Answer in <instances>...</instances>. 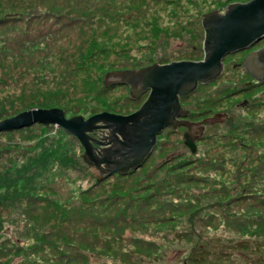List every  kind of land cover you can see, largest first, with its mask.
<instances>
[{"label":"rangeland","instance_id":"obj_1","mask_svg":"<svg viewBox=\"0 0 264 264\" xmlns=\"http://www.w3.org/2000/svg\"><path fill=\"white\" fill-rule=\"evenodd\" d=\"M27 1L0 0V118L24 110L28 105L67 108L69 112L66 116L81 114L83 117L100 111L117 114L134 111L145 99V94L131 99L126 85L109 84L104 87L106 72L139 68L153 62L200 59L203 37L200 16L213 9L222 10L230 2L246 0H161L145 8L130 0H115L116 12L107 10L106 5L93 4L94 0H79L84 3H67L66 7H62L64 3L56 2L53 5L56 11L81 15L84 19L74 18L73 24L63 27L57 34L50 32L48 27L61 28L60 23L57 22L60 26L50 24L43 17L27 25L35 16L27 17L30 6L39 8L44 5L39 2L32 5ZM141 1L150 3V0ZM130 9L133 12L131 19L123 20L121 13L126 14ZM114 13L120 19L111 18ZM64 20L68 17L65 16ZM24 39L32 40L25 41L20 47L23 52L19 53L15 46L19 47ZM263 43L264 38L249 48L225 55L218 78L199 85L193 93L181 98L182 107L190 112L189 120L216 117L209 122L213 124L211 128L208 123H203L205 130L197 138H192L193 131L189 133L182 125L176 126L175 130L163 129L147 159L131 173L119 177L108 173L98 181L99 184H95V170L87 168L81 158L82 149L74 137L63 138L71 141L66 150L62 146L53 153H45L52 146H57V137L62 136L59 128L52 125H32L1 132L0 150L11 147L23 151V154H0L1 165H5L7 170L9 167L18 168L20 171L11 175L10 180L26 190L21 178L31 175V172H22L28 166L25 155L34 153L38 158H44L39 154L42 152L46 156L43 164L50 158L48 166H51L52 172L41 171L45 181L39 177L33 180H38L36 187L38 183L48 181L38 192L43 196H56L67 204L66 213L69 214L66 217H71L80 234L77 237L71 232L74 234L72 247H83L89 255L88 263L264 264V231L258 229L260 226L245 229L237 220L230 219V215L227 219L216 215L217 220L214 221L202 219L209 204L217 200L211 190L226 183L233 185L238 180L236 172L248 171L256 183L264 182V161L261 164L254 161L257 158L255 148L264 147V132L258 129L259 124L264 125V79L256 82L242 64L244 55ZM194 47L198 51L194 52ZM52 58L54 61L50 65L41 67L43 60L49 62ZM45 69H52L53 72L46 76ZM103 88L106 89L96 92V89ZM95 132L91 137L98 141L106 134L103 130ZM93 146L100 148L103 145L97 143ZM257 166L262 170L256 169ZM243 177L247 181L246 173ZM7 189L12 193L11 189ZM3 191L1 185L0 195ZM107 194V200H98V196L107 197ZM234 194L238 192L234 191ZM113 196L116 197L113 199L115 204L111 201ZM247 202L236 199L230 207L234 211L243 208ZM39 204L36 211L26 208L23 201L9 206L1 204L0 220L10 223L14 218H24L31 221L37 214L50 213L44 203ZM257 204L263 213L264 204ZM91 205L101 207L105 212L101 210L99 214L88 216L70 213L71 210L78 213L81 207L89 209ZM124 207L136 209L135 212L139 213H121ZM20 208L27 209L24 215L21 211L17 213ZM10 213L14 214L11 218L5 216ZM237 214L235 218L240 220L242 214ZM124 215L130 218L122 221ZM88 217L96 218V226L88 223ZM256 220L264 221V215ZM49 221L52 223L53 218L48 219V224ZM47 223L42 219L36 220L35 225H44V233L47 232ZM108 225L114 226V229ZM187 225L196 232L188 233ZM83 227L84 230H80ZM5 229H0V237L5 236ZM180 230L184 232H178ZM59 233L62 232L53 231L49 239ZM63 233L66 234V230ZM106 233L118 236L117 241L122 238L120 244L110 239L102 241L95 238L101 235L110 238L105 236ZM129 233L133 238L129 239ZM31 235L28 230L18 229L12 234L9 232L6 237L26 239ZM134 238H139V241H133ZM134 245L140 250L139 255L128 258L123 255L122 260L119 256L120 263L104 256L99 259L91 256L96 252L119 254L126 247H134L135 251ZM206 254L210 255L207 261ZM142 255L146 257L142 258Z\"/></svg>","mask_w":264,"mask_h":264},{"label":"water","instance_id":"obj_2","mask_svg":"<svg viewBox=\"0 0 264 264\" xmlns=\"http://www.w3.org/2000/svg\"><path fill=\"white\" fill-rule=\"evenodd\" d=\"M202 57L164 63L153 62L139 68L111 70L104 74V84L127 86L131 99L141 93L145 99L127 114L100 111L87 117L66 116L59 107H32L0 119V131L32 124L52 125L73 136L82 148L83 160L101 178L108 173H125L139 166L155 145L156 136L165 128L184 126L192 138L200 137L203 123L186 119L189 110L181 98L213 81L222 73V58L253 46L264 38V0L234 1L222 10L213 9L200 16ZM247 73L256 81L264 79V43L242 58ZM97 130L106 132L100 141L91 137ZM186 130V131H187ZM95 132V133H94ZM105 139V141H101ZM101 144L100 148L93 145Z\"/></svg>","mask_w":264,"mask_h":264},{"label":"trees","instance_id":"obj_3","mask_svg":"<svg viewBox=\"0 0 264 264\" xmlns=\"http://www.w3.org/2000/svg\"><path fill=\"white\" fill-rule=\"evenodd\" d=\"M130 1L136 2L137 6H143V8H145L146 5H151L153 2L159 3L161 0H150V3H144L141 0H130ZM36 2H39L42 5L44 4L43 6H45L46 8H44L43 6H41L39 8L30 6L31 8L28 10L29 14L27 15V17H30L31 15H34V14H35V16L31 17V19L27 22V25L33 21H40L41 19H39V18L43 17L44 21H46L50 24H54V25H58V26L61 25V28L50 27V26L48 27L50 32L57 34L58 31H60V29L63 30V27H66L70 24H73V22L75 21L74 18L77 17V18L83 19L81 17V15H73L72 16V15H68V14H63L65 12H60L61 10L56 11L53 7V5L56 2H62V3H64V5L62 7H66L67 3H71V4L84 3L82 1H79V0H28L27 1L28 4H32V5L36 4ZM115 2H116L115 0H94L93 4L106 5L107 10H112L113 12H116V11H114L116 8ZM66 10H67V8H66ZM123 11H125V10H123ZM123 11H120V12H123ZM102 14H104V13H102ZM121 14L123 15L122 19L127 20V19H131L130 15H132L133 12H132V9H130L129 11L127 10L126 14H123V13H121ZM65 16L68 17V20H64ZM110 17L115 19V20L120 19L119 15H117L116 13H114ZM6 19H5V21H6ZM1 20L2 19H0V21ZM14 20H17V19L15 18ZM57 22H59L60 25ZM74 24H78V23H74ZM154 29H157V27H154ZM159 30L160 29H158L157 31H159ZM30 40H32V39H24L20 42L19 47L15 46V48L18 50L19 53L23 52V51H21L23 49L20 47L24 44V42L30 41ZM45 43H47V42H45ZM38 49H40V47H38ZM193 50H194V52L198 51V50H196L195 47L193 48ZM50 55H51V53H50ZM3 56H5V54ZM53 61H54V58L50 59L49 62L43 60L41 67H44L46 65L48 66ZM162 61H166V60H162ZM43 72L45 75L47 74L46 76H49L50 72H53V70L52 69H45V71H43ZM47 78H49V77H47ZM103 86L108 87V85H106V86L103 85ZM105 89L106 88H103L102 90L96 89V92H101V91H104ZM54 103H56V102H54ZM32 107H35V106L34 105H28V106H25L24 108L27 109V108H32ZM52 107H56V106H52ZM46 108H48V107H46ZM62 110L64 111L65 115H67L66 112H69L68 111L69 109H67V108L62 109ZM261 124H259L258 129L259 130L263 129V132H264V125H261ZM32 125H41V124H32ZM32 125H30V126H32ZM212 125L213 124L208 123L207 126L209 128H211ZM30 126H27V127H30ZM27 127H22V128H18V129H12V130H6V131H15V130H19V129H23V128H27ZM57 128H59V127H57ZM165 128H170V127H165ZM170 129H172V128H170ZM172 130H175V129L173 128ZM204 130H205V128H204ZM6 131H0V133L6 132ZM59 131L62 132V136L57 137V141H58L57 146H52L53 148L51 147V149H47V151H45V153H47V154L53 153L55 150L58 149V147L64 146L65 150L67 149V147H69V144L71 141L69 139H63V138H72L73 139V136L66 134L61 128H59ZM61 137H62V139H61ZM155 145H154V147H155ZM78 146H80V145H78ZM154 147L152 148V150L154 149ZM192 149H194V148L192 147ZM255 149H257L255 151V154L257 153L256 154L257 158L254 161L259 162L261 164L262 160L264 161V147L262 146L260 148L258 147ZM3 150H5V151H3ZM10 152H13L14 154H18L19 152H21L23 154V151H21L19 148L11 149V147H9V148H2L0 150V154H9ZM39 154L40 155L42 154L44 156V158H38L37 155L34 153H28L27 155H25V159L28 163V166L26 168H24L23 170L22 169L21 170H22V172L23 171L24 172H26V171L31 172V175H23L21 178L22 182H24L26 190H22L20 188V185L17 186V183L13 182V179L10 180L11 175L18 173L20 170L18 168H12V167H9L10 169L7 170V167L5 165L4 166L1 165L3 163L0 162V186L3 185V187H4V191H3L2 195H0V205L2 204V205L9 206V205H13V204H18L21 201H23L26 208L31 209V210L32 209L35 210L36 206L40 205L39 203H42V204L44 203L49 208V210H47V211L50 212V213H45V214H37L33 217V220H31V221H28L24 218L22 220L14 218L11 220L12 222H10V223H8L5 219L0 220V229L1 230L3 229V231H4V229L7 227L5 229L6 230L5 236L0 237V264H8V263H11V264L12 263H14V264H22V263L23 264H25V263H29V264H69V263L70 264H96V263H88L87 262V260H89V255L87 254V252L85 251V249L83 247H81L79 245L77 246V248L72 247L73 243L71 242V238H72V235H74V234H72L71 232H74L77 235V237L80 236V234L78 233L79 231L76 230L79 228H77V226H75V223L70 220L71 217L70 218H69V216L66 217V215L69 214V213H66L68 210L67 204L64 203L63 201H59L56 196L53 197V196L48 195V194H44V196H43V195H41L40 192H38V190H41L43 187H45L47 185L48 181H46L43 184L38 183V186L36 187V183L38 182V180H33V178L39 177V178H41L42 181H45V179H46L45 176L43 178L41 177V174H40L41 171L47 170L48 172H52L51 166H48L50 164V158L46 161V163L43 164V162L46 160V156L42 152H40ZM0 158H1V156H0ZM78 158L81 161L82 157L80 158V156H79ZM146 159H147V156L142 161V163ZM251 160H253V159H251ZM1 168H3V171ZM87 168L90 169L89 165L87 166ZM258 168H259V170H262L260 168V166L256 167V169H258ZM134 169H136V167ZM134 169H129L127 172L122 173V174L113 172L112 175L115 177H119L120 175H126L128 173H131V171H134ZM245 173H246V175H248V178H247L248 182L244 181L241 178V177H243V175ZM245 173L244 172H242V173L236 172L238 180H236L233 185L229 186L226 183V184L220 186L219 188H213L211 190L217 196V200L214 202H211L209 204L207 210L205 211V217H203L202 219L206 218L205 220H213L214 221V220H217V218L214 217L216 215H218V217L220 219H227V215H230L231 216L230 219L237 220L239 225L243 226L245 229H251L252 227H255V226L259 227L260 226L258 229H262V231H264V221L263 220H260V221L256 220V218L262 217V215H264L263 214L264 212L262 213L261 210H259L260 207L255 205L256 203H258L257 205L264 204V182H261L262 184L260 182L256 183L254 178L251 177L252 174L250 172L246 171ZM90 174H91V172H90ZM93 175H94L95 184H97L98 181L100 182L102 179H104L103 177L97 178L95 174H93ZM186 175L187 176H196L193 174H186ZM29 177H30V180H28ZM1 179L3 181H6V183L4 184ZM244 179L246 180V178H244ZM51 182H53V181H51ZM7 188L11 189L12 193H10ZM261 188H262V190H261ZM234 191H237L238 194L235 195ZM7 193H9V195ZM98 197L100 198V199H98V200H100V202H104L105 200H107V198H109V194H107V197L102 196V195L98 196ZM102 197H106V198H102ZM111 198H112V200H111L112 203L115 204V201L113 199L116 197L113 196ZM236 199H238L239 201L245 199L248 202L245 204V206L243 208H239L237 210L232 211L233 209H232V207H230V205ZM117 206H119V205H117ZM107 208H108V210L110 209L109 206H107ZM24 210H27V209L20 208V210H18L17 213H19L21 211L22 214L24 215ZM101 210H102L101 207L98 208L96 206L91 205V207H89V209H85V208L81 207L78 213L75 212L76 210H71L70 213L74 214L75 216L82 215V214H85V216H88V215L99 214ZM135 210L136 209H133L130 207H124L123 210L122 211L120 210V211H121V213L128 214V215L131 212L134 214H138L139 212L137 213V212H135ZM139 210H141V209L139 208ZM1 212L2 211L0 210V213ZM103 212H105V211L102 210V213ZM237 213L242 214V217L240 218V220L235 218V216H238ZM11 215H14V214L10 213V215L6 214L5 216H9L11 218ZM201 215H203V212H201ZM50 218L51 219L53 218V221H52V223H51V221H49L50 223L48 224L47 221ZM72 218H74L75 222H78L77 219H75V217H72ZM128 218H130V217L124 215L122 218V221H126V220H128ZM42 219L45 220V222L48 225L47 230H46L47 232H44V233H43V231H45V229H46V227H43L44 225H41L39 227H37L35 225L36 220H42ZM81 221H82V219H81ZM95 221H96V218L91 219L88 217V223L91 226H96L97 223H95ZM255 221H257V222H255ZM71 223H73V224H71ZM104 224H111V223H104ZM67 225H68V227H67ZM108 226H110L111 229H114V226H112V225H108ZM84 227L80 230H84ZM186 227L188 228V230H187L188 233H192V232L195 233L196 232L194 229H192L191 226L189 227V225H187ZM42 228H44L43 231H42ZM18 229H25V230H28L30 233L32 232V235H31L32 237L29 236L26 239H23V238L17 239L15 237H6L9 232L12 234V232L14 230L16 231ZM51 230L56 231V232H62V233H59L52 240H50L49 236H50V234L53 233V231H51ZM65 230H66V234L63 233V231H65ZM182 231L184 232V230H180L178 232H182ZM67 232H69L71 234H67ZM84 233H85V231H84ZM106 234L107 235H105V236H110V238L102 237V235L99 237L96 236L95 238L97 240H102V241H106V240L109 241V239H110L112 242H115L118 245L120 244L122 238H119V241H117L118 236H115L114 234H111V233H106ZM16 236H18V235H16ZM19 236H22V235H19ZM128 237H129V239L133 238V236H130V233L128 234ZM126 239H128V238H126ZM73 240H74V238H73ZM133 241H139V238H134ZM79 243H81V242H79ZM131 248L132 249H130L129 247H126L123 249V251L121 250L119 254L114 252L113 254L105 255L104 253L101 254L99 252H96V254L92 253L91 256L94 259H99L102 256H104L105 259H107V257H108L112 261L114 259L116 261L115 263H120L118 260L119 256H120V259L122 260L123 255L126 256V258H128L129 256L134 257L136 255H139L138 253H140V250L138 248H136V246H135V251H134V247H131ZM145 254L149 255L147 253H145ZM208 256H210V255H208V254L204 255V257L206 258L205 261L209 260ZM144 257H146V256L142 255V258H144ZM229 264H233V263H229Z\"/></svg>","mask_w":264,"mask_h":264},{"label":"bare ground","instance_id":"obj_4","mask_svg":"<svg viewBox=\"0 0 264 264\" xmlns=\"http://www.w3.org/2000/svg\"><path fill=\"white\" fill-rule=\"evenodd\" d=\"M187 116H188V115H187ZM187 116H186V119H188V118H187ZM188 132H189V131H188ZM81 157H82V154H81ZM89 168L91 169V167H90V166H89Z\"/></svg>","mask_w":264,"mask_h":264}]
</instances>
